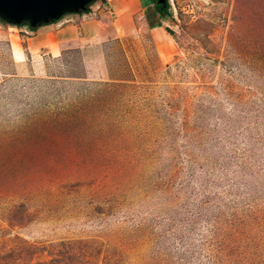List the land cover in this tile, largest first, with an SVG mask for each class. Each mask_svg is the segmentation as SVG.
<instances>
[{
  "label": "rangeland",
  "instance_id": "1",
  "mask_svg": "<svg viewBox=\"0 0 264 264\" xmlns=\"http://www.w3.org/2000/svg\"><path fill=\"white\" fill-rule=\"evenodd\" d=\"M45 26L0 21V264H264V0Z\"/></svg>",
  "mask_w": 264,
  "mask_h": 264
},
{
  "label": "water",
  "instance_id": "2",
  "mask_svg": "<svg viewBox=\"0 0 264 264\" xmlns=\"http://www.w3.org/2000/svg\"><path fill=\"white\" fill-rule=\"evenodd\" d=\"M98 0H0V21L30 28L56 23L68 15L83 14ZM163 11L166 0H151Z\"/></svg>",
  "mask_w": 264,
  "mask_h": 264
},
{
  "label": "crops",
  "instance_id": "3",
  "mask_svg": "<svg viewBox=\"0 0 264 264\" xmlns=\"http://www.w3.org/2000/svg\"><path fill=\"white\" fill-rule=\"evenodd\" d=\"M53 25H54V23H52V24H50V25H46L47 27H50V29H51L49 33H54V34L56 33V34H58V32H56V30H55V28H54ZM46 26H45V27H46ZM93 26H94V28H95V25H94V24H93ZM94 28H93V31H92L93 33H90V36L88 35V36H89L88 39H90V40L96 38V36H97V31H96V30L94 31ZM95 32H96V33H95ZM66 42H67V40L65 39V40H64V43H66Z\"/></svg>",
  "mask_w": 264,
  "mask_h": 264
},
{
  "label": "bare ground",
  "instance_id": "4",
  "mask_svg": "<svg viewBox=\"0 0 264 264\" xmlns=\"http://www.w3.org/2000/svg\"><path fill=\"white\" fill-rule=\"evenodd\" d=\"M119 29V28H118ZM121 29V28H120ZM119 32V31H118ZM14 54H15V57H16V59L18 60V62H21L22 61V59H23V55L19 52V51H17V50H15L14 51ZM59 56V52H55V55H54V57H58ZM34 61H36V60H34Z\"/></svg>",
  "mask_w": 264,
  "mask_h": 264
},
{
  "label": "trees",
  "instance_id": "5",
  "mask_svg": "<svg viewBox=\"0 0 264 264\" xmlns=\"http://www.w3.org/2000/svg\"><path fill=\"white\" fill-rule=\"evenodd\" d=\"M167 3H168V0H166V5H167ZM22 26H25V27H28L29 28V26H27V25H21V27ZM31 31H34V30H36V29H33V28H29ZM167 32L170 34V35H173V32H171V30H167Z\"/></svg>",
  "mask_w": 264,
  "mask_h": 264
}]
</instances>
